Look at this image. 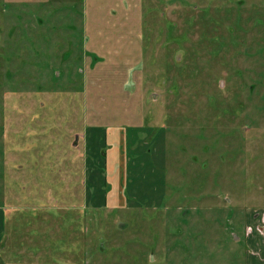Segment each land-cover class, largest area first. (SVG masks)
Here are the masks:
<instances>
[{
    "label": "rangeland",
    "instance_id": "1",
    "mask_svg": "<svg viewBox=\"0 0 264 264\" xmlns=\"http://www.w3.org/2000/svg\"><path fill=\"white\" fill-rule=\"evenodd\" d=\"M262 213L264 0H0V264H252Z\"/></svg>",
    "mask_w": 264,
    "mask_h": 264
},
{
    "label": "crops",
    "instance_id": "2",
    "mask_svg": "<svg viewBox=\"0 0 264 264\" xmlns=\"http://www.w3.org/2000/svg\"><path fill=\"white\" fill-rule=\"evenodd\" d=\"M256 230L253 231L252 236L248 239L252 249V264H264V233L258 230L261 226L260 219H255Z\"/></svg>",
    "mask_w": 264,
    "mask_h": 264
},
{
    "label": "flooded vegetation",
    "instance_id": "3",
    "mask_svg": "<svg viewBox=\"0 0 264 264\" xmlns=\"http://www.w3.org/2000/svg\"><path fill=\"white\" fill-rule=\"evenodd\" d=\"M256 219H260V224H261V226L258 227V230H261L264 233V225H263V222H264V213L260 214V216L259 217H256ZM252 230H253L252 226H251V231H250V227H248L247 228V233L248 234H251Z\"/></svg>",
    "mask_w": 264,
    "mask_h": 264
}]
</instances>
